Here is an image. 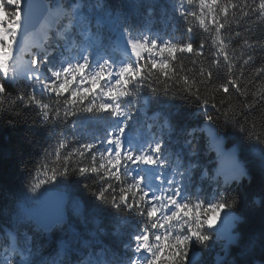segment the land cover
Wrapping results in <instances>:
<instances>
[{
	"label": "snow or ice",
	"instance_id": "obj_1",
	"mask_svg": "<svg viewBox=\"0 0 264 264\" xmlns=\"http://www.w3.org/2000/svg\"><path fill=\"white\" fill-rule=\"evenodd\" d=\"M170 6L178 41L110 0H0V114L33 110L55 141L0 206V264H264V179L258 229L238 193L253 164L264 177V0Z\"/></svg>",
	"mask_w": 264,
	"mask_h": 264
},
{
	"label": "trees",
	"instance_id": "obj_2",
	"mask_svg": "<svg viewBox=\"0 0 264 264\" xmlns=\"http://www.w3.org/2000/svg\"><path fill=\"white\" fill-rule=\"evenodd\" d=\"M113 6L122 7L123 14L129 17L130 22H135L137 26L147 23L152 27L153 31H157L162 35L174 36L177 41L183 34L184 24L176 18L175 13L171 9V3L176 0H110ZM152 9V14L148 15V10ZM173 25H176L178 30L173 29ZM235 28V26H233ZM241 30V29H236ZM254 30L258 32H264V22H261L258 27L254 26ZM207 39L206 34L198 31L195 36L194 45L198 46L201 41ZM42 40V36L38 34V42ZM210 45V40L207 41ZM232 47H236L233 45ZM257 56H264V53L257 51ZM205 55H210L209 48L206 47ZM27 59V57H25ZM194 59L191 56H184L183 62L186 67H193L191 60ZM260 66L258 61L255 65ZM198 70V66H197ZM252 66H248L245 71L250 72ZM224 69H221L223 73ZM220 82H223V77ZM9 87L10 92L15 95V90L24 87L23 83H17L12 85H6ZM221 98L217 95V99ZM181 104V116L180 123L195 125L197 123V117L192 115L195 112V108L192 105L178 101ZM155 108V106H153ZM16 112L20 113L18 119H14ZM252 118L259 120V114L257 112L251 113ZM12 123H9V121ZM35 112L33 110H22L17 107L11 114H0V206L7 205L11 207V196L13 194L19 195L24 186L25 175L23 168L21 167V160L39 159V154L45 148L55 144V141L49 139L38 123H34ZM151 122V121H150ZM89 131L86 129V132ZM141 131L143 129L141 128ZM159 135V129H156ZM167 139V136L165 137ZM173 148L180 149L183 146L184 138L179 134H174L172 137ZM178 141V143H177ZM228 147H231V137L226 142ZM201 151H203V145H201ZM214 155V153H213ZM247 156L248 154L245 153ZM251 182L245 181L244 185L238 189L239 195L243 198L245 205V212L249 216V227L258 229L260 226V206L259 203L253 205L252 201H259V191L262 177L258 164H253L251 167ZM87 195V193H85ZM110 235L105 237V242H115L116 237L111 235L113 228V221L111 218H105L103 222ZM131 230L130 225H125L122 228L123 232ZM47 253L45 252V255ZM213 253L205 252L203 255V264H212Z\"/></svg>",
	"mask_w": 264,
	"mask_h": 264
},
{
	"label": "rangeland",
	"instance_id": "obj_3",
	"mask_svg": "<svg viewBox=\"0 0 264 264\" xmlns=\"http://www.w3.org/2000/svg\"><path fill=\"white\" fill-rule=\"evenodd\" d=\"M29 42L30 43H37L38 42V34L34 37H31Z\"/></svg>",
	"mask_w": 264,
	"mask_h": 264
}]
</instances>
